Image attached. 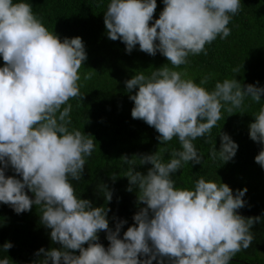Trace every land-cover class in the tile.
Returning a JSON list of instances; mask_svg holds the SVG:
<instances>
[{"label": "clouds", "instance_id": "1", "mask_svg": "<svg viewBox=\"0 0 264 264\" xmlns=\"http://www.w3.org/2000/svg\"><path fill=\"white\" fill-rule=\"evenodd\" d=\"M162 2L154 21L157 0H109L104 11L109 39H119L129 53L138 45L149 55L159 51L166 57L168 63L149 75L138 72L125 83L129 92L138 89L129 96L132 118L154 127L160 144L174 138L179 144L168 152L167 161L158 152L121 157L127 166V190L135 188L137 203L144 205L121 238L126 221L110 228L109 209L81 198L72 183L81 179L86 158L96 147L91 135L69 128V101L81 99L79 70L87 59L82 38L61 40L28 0H0V203L17 214L40 206V222L60 245L39 249L40 264H231L254 240L251 229L261 217L246 218L237 211L246 203V187L234 193L228 184L201 176L189 189L177 187L173 179L189 162L202 163L193 141L211 133L225 105L233 114L246 98L262 101L264 87H242L233 78L217 81L209 90L210 76L197 83L175 70L186 65L190 55H206L205 46L217 37L230 35L228 25L241 0ZM91 77L83 75L84 80ZM254 117L249 137L262 145L255 161L264 168V105ZM219 134L220 148L213 145L209 158L226 163L238 145L227 133ZM148 163L152 167L146 174L136 170V165ZM9 166L21 178L6 176ZM100 192L111 201L112 191L105 185ZM101 231L106 232L107 248L98 242ZM11 247L5 242L0 249L7 253ZM0 264H10L8 256L0 258Z\"/></svg>", "mask_w": 264, "mask_h": 264}, {"label": "trees", "instance_id": "2", "mask_svg": "<svg viewBox=\"0 0 264 264\" xmlns=\"http://www.w3.org/2000/svg\"><path fill=\"white\" fill-rule=\"evenodd\" d=\"M28 2L45 26L61 40L79 36L84 42L87 59L79 70L81 99L69 101L72 105L69 128L91 135L96 147L86 158L81 179L72 183L81 198L90 200L93 206L109 209L110 228L114 230L116 223L126 221L120 232L122 238L123 232L134 224V214L144 205L137 203L135 188L127 190L130 187L128 178L124 176L127 166L121 163V157L137 159L141 155L158 152L167 161L170 158L168 152L179 147L175 138L167 145L160 144L154 127L132 118L134 102L129 96L138 89L129 92L125 82L141 71L149 75L168 61L159 51L154 56L149 55L140 51L138 45L129 53L119 39L113 41L108 38L104 11L109 0ZM163 7L162 0H157L153 21L159 17ZM228 27L231 32L227 38L221 40L217 37L205 46L206 55H190L189 62L175 70L186 72L197 83L204 76H210L206 85L209 90L217 81L233 78L240 81L242 87L248 84L264 87V0H241V9L232 17ZM3 65L0 58V67ZM233 69H238V72ZM85 73H92L91 79L84 80ZM261 98L260 103L246 98L242 107L234 110L240 112L233 114L225 105L211 133L193 141L202 155V163L192 165L189 162L173 176L180 188H193L201 176L228 184L234 193L247 188L243 197L246 203L237 211L246 218L260 216L261 221L253 224L254 240L250 247L238 252L231 264H264V168L255 161L262 145L249 137V124L264 105V95ZM219 132L227 133L238 145L235 156L226 163L219 158L215 161L209 158L213 145L217 150L220 148ZM150 167V163L138 164L136 170L146 174ZM5 172L8 176L21 178L11 166ZM102 184L112 191L111 201L106 202L100 192ZM40 215V206L33 205L31 210L17 214L10 205L0 203V247L5 242L12 244L7 253L0 249V258L8 256L10 264H40L42 254L36 255L39 249L60 247L59 243L51 240V230L40 222ZM98 237V242L107 248L106 232H99ZM75 254L78 255L79 251L76 250Z\"/></svg>", "mask_w": 264, "mask_h": 264}, {"label": "water", "instance_id": "3", "mask_svg": "<svg viewBox=\"0 0 264 264\" xmlns=\"http://www.w3.org/2000/svg\"><path fill=\"white\" fill-rule=\"evenodd\" d=\"M5 175L8 176V174L5 172ZM25 191L27 192V194L30 196V198H34L31 193L28 191V189H25Z\"/></svg>", "mask_w": 264, "mask_h": 264}]
</instances>
